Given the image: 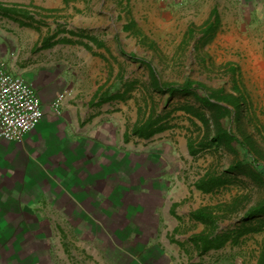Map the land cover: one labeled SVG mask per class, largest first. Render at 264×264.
Segmentation results:
<instances>
[{
    "label": "crops",
    "instance_id": "1",
    "mask_svg": "<svg viewBox=\"0 0 264 264\" xmlns=\"http://www.w3.org/2000/svg\"><path fill=\"white\" fill-rule=\"evenodd\" d=\"M77 1L0 0V60L45 109L22 142L0 139V264H244L235 237L197 240L211 227L192 214L214 208L182 171L196 169L188 140L134 134L148 121L141 102L131 112L141 82L100 72L110 46L71 22Z\"/></svg>",
    "mask_w": 264,
    "mask_h": 264
},
{
    "label": "rangeland",
    "instance_id": "2",
    "mask_svg": "<svg viewBox=\"0 0 264 264\" xmlns=\"http://www.w3.org/2000/svg\"><path fill=\"white\" fill-rule=\"evenodd\" d=\"M76 3L80 12L70 14L71 22L79 16L78 28L110 46L100 72H132V80L141 82L142 90L139 86L134 95L138 104L131 111L133 117L141 108L147 119L163 117L170 136L181 142L193 140L199 146L207 139L208 148L195 155L196 169L182 171L191 172V181L209 174L225 182L211 194L198 191V201L211 202L219 217V233L236 235L252 229L233 242L228 253L244 258V264H256L264 251V214L252 219L246 214L264 202V0ZM187 81L205 86L200 96L223 90L244 97L239 113L230 103L218 104L231 111L220 124L239 139L233 150L210 145L219 123L216 108L204 105L195 92L170 94L156 85L182 86ZM248 143L255 149L250 150ZM237 164L241 168L233 169Z\"/></svg>",
    "mask_w": 264,
    "mask_h": 264
},
{
    "label": "trees",
    "instance_id": "3",
    "mask_svg": "<svg viewBox=\"0 0 264 264\" xmlns=\"http://www.w3.org/2000/svg\"><path fill=\"white\" fill-rule=\"evenodd\" d=\"M212 25V24H211ZM151 70V68H150ZM153 71V70H151ZM154 73V72H151ZM155 79V78H154ZM156 79L154 80V82ZM157 86L161 87V90L163 92H168L170 94L175 93H194L195 96L200 100L204 105L212 106L217 109V116L216 119L219 122L218 123V129L216 134L211 138V146H220V145H226L229 147V149L233 150L234 143H239V139L229 132L228 130L224 129L220 122L223 120V118H226L227 115L231 113V111L227 108H222L220 105H218L220 102H227L234 106L237 113L240 112L241 107L244 105V97L243 96H235L233 94L226 95L224 94L223 90H218L213 92L210 96H200L198 95L199 90L204 89L205 86L197 81H187L182 86H176L172 84H163L160 85L159 83L156 84ZM212 100H215L214 102ZM238 116V114H237ZM201 119H203V122L208 125V120L204 119V117L201 115ZM164 118L163 117H155L152 115L148 121L141 127L138 126L134 129V134L140 135L142 137L150 138L154 134H156L159 131H162L166 128V126L163 125ZM206 141V142H205ZM252 140L248 138V142H251ZM243 144V142H240ZM197 142H194L191 140L189 142V149L190 153L192 155H197L200 153V151L207 149V139H204L202 142H200L199 146H196ZM209 145V146H210ZM244 145V144H243ZM246 146L250 148V150H254L255 148L251 146L249 143L246 144ZM240 164H237L233 167V169H240ZM225 184L224 181H222L220 178L213 177L211 175H206L197 183V188L199 190H202L206 193L214 191L217 187L222 186ZM264 214V202L251 208L247 214L246 217L248 219L255 218L259 215ZM194 218L203 223L206 224L207 227H211L210 233L205 235H201L197 238L198 241L204 242L206 250H209L210 248L219 249L222 247L227 241L233 239L235 237L234 242L237 243L238 239L245 235L248 231H251L252 229L247 230V232H237L236 235H233L234 232H228L227 235L223 234L221 235L218 232V222L219 217L217 214L213 211L208 210H198L196 213L192 214ZM221 218V217H220ZM212 235V236H211ZM205 250V251H206ZM258 264H264V251L262 255L260 256L259 263Z\"/></svg>",
    "mask_w": 264,
    "mask_h": 264
},
{
    "label": "built area",
    "instance_id": "4",
    "mask_svg": "<svg viewBox=\"0 0 264 264\" xmlns=\"http://www.w3.org/2000/svg\"><path fill=\"white\" fill-rule=\"evenodd\" d=\"M69 92L61 93L49 106L56 116L63 115ZM45 116L42 98L34 85L11 73L0 60V139L22 142L36 130Z\"/></svg>",
    "mask_w": 264,
    "mask_h": 264
}]
</instances>
